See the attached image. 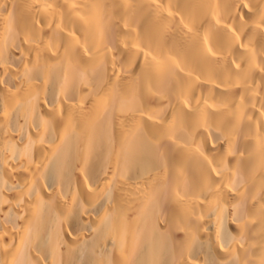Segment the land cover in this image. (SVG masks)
<instances>
[{
  "label": "bare ground",
  "instance_id": "1",
  "mask_svg": "<svg viewBox=\"0 0 264 264\" xmlns=\"http://www.w3.org/2000/svg\"><path fill=\"white\" fill-rule=\"evenodd\" d=\"M0 264H264V0H0Z\"/></svg>",
  "mask_w": 264,
  "mask_h": 264
}]
</instances>
